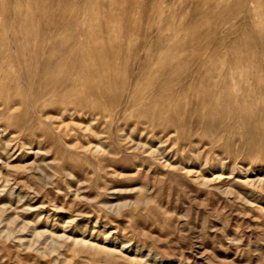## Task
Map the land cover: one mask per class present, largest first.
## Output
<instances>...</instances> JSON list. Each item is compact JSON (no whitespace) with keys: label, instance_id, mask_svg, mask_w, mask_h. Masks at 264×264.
<instances>
[{"label":"rangeland","instance_id":"374dc122","mask_svg":"<svg viewBox=\"0 0 264 264\" xmlns=\"http://www.w3.org/2000/svg\"><path fill=\"white\" fill-rule=\"evenodd\" d=\"M0 264H264V0H0Z\"/></svg>","mask_w":264,"mask_h":264},{"label":"bare ground","instance_id":"6f19581e","mask_svg":"<svg viewBox=\"0 0 264 264\" xmlns=\"http://www.w3.org/2000/svg\"><path fill=\"white\" fill-rule=\"evenodd\" d=\"M80 53H79L80 55L78 54L76 57H73L72 58L71 63H70L71 71H74L76 74H79V76H82V78L87 77V76H90V74L91 75H95L96 77H101L102 76V72L101 73L98 72L97 68H95V67L87 68L86 67V65H87L86 64V59H87L86 52L84 50H81ZM92 54L95 55V56H99V57H101V55H102V54L99 53V51H96V50ZM59 64L60 65H58V67H61V66L64 65V63H61V62H59ZM92 90H94V89H91V91ZM226 91H227V87L226 86H221V87L218 86L217 90L214 89L213 97L215 99H213V101L211 102V106H210L211 112L218 111L221 108L220 107V104L218 103V100L223 97L224 92H226ZM260 91L262 93V90H260ZM221 92L223 93L222 96H221ZM251 95H247V96H250L251 97ZM211 96H209L205 92H201V97L203 98V101H205V102L209 101ZM244 96H246V95H243V96L239 95L238 97H236V99L242 98ZM218 97H219V99H218ZM243 110H244V108H243Z\"/></svg>","mask_w":264,"mask_h":264}]
</instances>
